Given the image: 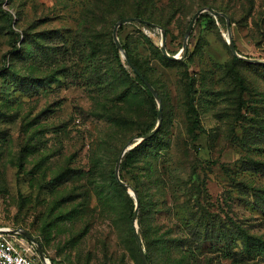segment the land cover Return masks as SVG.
<instances>
[{
    "label": "rangeland",
    "instance_id": "374dc122",
    "mask_svg": "<svg viewBox=\"0 0 264 264\" xmlns=\"http://www.w3.org/2000/svg\"><path fill=\"white\" fill-rule=\"evenodd\" d=\"M208 8L231 34L203 11L181 63L163 55L161 30L119 28L152 98L115 25L146 12L182 57ZM244 58L264 61V0H0V229L37 239L41 264H143L131 204L110 177L132 141L143 147L126 151L119 176L141 185L151 239L180 246L174 260L159 246L154 264H264V67ZM160 105V132L138 140L158 127ZM136 224L140 234L139 214Z\"/></svg>",
    "mask_w": 264,
    "mask_h": 264
},
{
    "label": "water",
    "instance_id": "95a60500",
    "mask_svg": "<svg viewBox=\"0 0 264 264\" xmlns=\"http://www.w3.org/2000/svg\"><path fill=\"white\" fill-rule=\"evenodd\" d=\"M205 10H208L212 15H214L215 17H219V16H223L226 21H227V26H228V30H229V33L231 34L230 30H231V23H230V19L228 18L227 15L225 14H222V13H219L217 11H215L214 9L212 8H208V9H203V10H200L199 12H197L195 14V16L193 17V19L191 20V23L189 25V28L187 30V33H186V41H185V44H184V54L183 56H171L168 51H167V47H166V43H167V34L165 32V30L156 25V24H153L151 22H148V21H144L142 19H139V18H125V19H122L120 20L114 27V30H113V39H114V42H115V45L116 47L121 51L123 52L126 60L128 61L130 67L132 68V70L135 72V74L137 76H139V78L142 80V82L145 84V86L150 90V92L153 94V96L158 100L160 101V98H159V95L157 93V91L155 90V88L152 86V84L136 69V67L130 63V61L128 60V56L127 54L125 53L124 49H123V46L119 40V37H118V32H119V28L122 26V25H125L127 23H131V22H138V23H141V24H144V25H148L152 28H156V29H159L162 31V47H161V51L163 53V55L167 58H169L170 60H175V61H180V60H183L186 55H187V52H188V43H187V40L193 30V27H194V24L196 22V20L198 19V17L200 16V14L205 11ZM230 46H231V50L233 52V54L236 56V57H239L238 54H237V49L236 47L234 46V42L232 40H230ZM245 61H248L250 63H254V64H257V65H264V61L263 60H252V59H245ZM162 114H163V110H162V106L160 105V108H159V111H158V118H159V125L158 127L148 133L146 136H144L142 139H138V140H146V139H150L152 138L153 136H155V134L158 132V130L160 129L161 127V122H162ZM136 147L135 144H133V142H129V144H127V146L125 147L124 151L122 152V154L119 156L118 158V162H117V166H116V178L119 182V184L124 187L125 189L129 190L130 194L134 196L135 198V201H136V209L134 211V215H133V230H134V236H135V240H136V244H137V248H138V251H139V254H140V258H141V261L143 264H150L148 258H147V255H146V251H145V248H144V245H143V242H142V239L140 237V235L138 234V230H137V224H136V221H137V218H138V214H139V210H140V200H139V197L136 193V191L130 186L128 185L127 183L123 182L121 179H120V176H119V167H120V164H121V160L123 158V155L126 153V151L128 150H131L132 148ZM4 233L6 234H15V235H19L23 238H25L28 242L32 243L33 245H35L37 247V250L39 251V255H40V258L41 260L44 262L46 260L45 258V254H44V250H43V247L41 245V243L35 239L31 234H29L28 232H25L24 230L22 229H19V230H13V231H6L4 230Z\"/></svg>",
    "mask_w": 264,
    "mask_h": 264
},
{
    "label": "trees",
    "instance_id": "16d2710c",
    "mask_svg": "<svg viewBox=\"0 0 264 264\" xmlns=\"http://www.w3.org/2000/svg\"><path fill=\"white\" fill-rule=\"evenodd\" d=\"M214 9V8H212ZM215 10V9H214ZM145 13L146 12H142V13H139L137 14V16L133 17H124V18H121L122 19H125V18H139V19H142L144 21H148V22H151L153 24H155L152 20H147L145 19L143 16H145ZM226 15V14H225ZM220 19H222L220 17ZM157 25V24H156ZM122 44V43H121ZM123 46V45H122ZM123 49L127 52V48L125 46H123ZM169 53V52H168ZM127 56H128V60L130 61V63H132L136 69L152 84L151 80L147 77V75H145L141 70L140 68L137 66V64L131 59L130 57V54L129 52H127ZM167 59V57H166ZM169 59V58H168ZM238 59L237 58H234V62L237 61ZM174 62L176 63H181V62H178V61H175L173 60ZM128 62V61H127ZM129 64V63H128ZM258 67H264V65H257ZM235 75H236V78L239 82V85H240V88H241V93L245 92L246 91V87H245V81L244 79L241 77V75L239 74V72H237L236 70H233ZM135 73V72H134ZM136 75V74H135ZM136 78L137 80L145 87V84L142 82V80L139 78V76L136 75ZM153 86V84H152ZM147 93L149 95H151V97L153 98L150 90L147 88ZM158 93V91H157ZM159 94V93H158ZM189 102H190V106L192 107L193 111H194V114H195V117H194V121H193V137H194V140H197L199 138V133L196 132V129H199V125H200V121H199V112L198 110L196 109V107L194 106L193 104V96L192 94L189 92ZM161 130V127L160 129L158 130V132L155 134V136L160 132ZM154 136V137H155ZM154 139V138H153ZM143 147V144L136 147L134 150H132L128 157L127 158H130L132 155L134 154H137L139 152V150ZM141 162V160H139ZM142 163V162H141ZM110 177H111V180L112 182L115 184V186L117 187V189H119L120 192L124 193L125 195H127V199L129 201V203L131 204V209H130V212H129V216H128V222H129V234L131 237H133L135 239V236H134V230H133V226H132V218H133V215H134V204H133V200L132 198H130L127 194V191L124 187H122L117 178H116V173H115V170H111L110 172ZM120 179L122 181H125L124 180V177L123 175L121 174L120 175ZM129 185V184H128ZM131 187H133V189L136 191L138 197H139V200H140V210H139V227H140V237L143 236L145 239H146V247L148 248L146 250V255H147V258L150 262V264H154V257H155V254L158 252L159 250V246L163 245V244H166L167 243V246L169 247L168 249V252H167V256H168V260H174V258L179 254V248L180 246L177 245L175 246L174 242L170 241V240H166V238L162 239V240H158V239H155L154 241L151 239V237L147 234V231H146V228H145V224H144V220H143V216H147V211L145 210V199H144V196H143V190L141 188V185H131ZM164 204L166 205L167 204V201L164 202ZM154 207H158L161 205L160 201L158 200L157 202L153 203ZM144 207V209H143ZM201 208L197 206V210H200ZM201 213L200 217H199V221L198 223L204 218L201 210L199 211ZM190 215L191 216H194L193 212H190ZM163 230V227L157 225L156 227H153L150 231H148L149 233H152V232H156L157 234L161 233ZM172 233V230H168L166 233H164V237H167L168 235H170ZM136 242V240H135ZM137 246V244H136ZM157 246V247H155ZM151 247H154V250L151 251ZM138 250V248H137ZM139 252V251H138ZM140 256V254H139ZM141 259V258H140ZM198 262L196 261V264Z\"/></svg>",
    "mask_w": 264,
    "mask_h": 264
},
{
    "label": "built area",
    "instance_id": "2783aa9c",
    "mask_svg": "<svg viewBox=\"0 0 264 264\" xmlns=\"http://www.w3.org/2000/svg\"><path fill=\"white\" fill-rule=\"evenodd\" d=\"M0 264H41V258L35 245L0 229Z\"/></svg>",
    "mask_w": 264,
    "mask_h": 264
}]
</instances>
